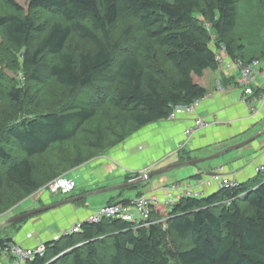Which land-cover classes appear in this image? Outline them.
I'll list each match as a JSON object with an SVG mask.
<instances>
[{
  "label": "trees",
  "instance_id": "obj_1",
  "mask_svg": "<svg viewBox=\"0 0 264 264\" xmlns=\"http://www.w3.org/2000/svg\"><path fill=\"white\" fill-rule=\"evenodd\" d=\"M27 1L30 13L24 15L14 1L3 0L0 34L28 79L42 87L52 85L69 93L87 90L91 95L72 97L37 113L28 109L35 104L29 87L11 81L5 96L17 118L0 128V191H18L20 201L35 198L40 190L43 193V183L53 179L49 174L64 170V165L59 166L63 159L47 169L36 159L73 141L79 132H89L85 127L103 106L123 115L118 114L115 125L121 126V133L112 135L115 141L106 148L110 149L137 130L167 120L173 107L204 97L206 91L198 80L206 71L217 70L215 50L221 44L230 59L264 56V50L250 58L240 56L244 46L234 32L241 0ZM32 12L44 13L45 21L40 23ZM71 37L89 49L68 50ZM4 80L0 70V88ZM127 124L132 127L126 130ZM97 127L96 139L86 147L98 155L106 150V129ZM187 160L180 155L181 162ZM84 161L76 157L66 172ZM43 174L46 178L39 182ZM137 177L126 175L124 180ZM227 198H233L231 205L220 203ZM5 208L0 201V213ZM154 214L158 215L153 211L150 220H158ZM158 217L162 220L158 224L140 228L112 218L83 223L76 233L45 241L44 255L24 264H264V177L240 183L233 190L182 198ZM30 218L1 226L0 233L16 230ZM163 225L185 248L166 247ZM10 243L12 238L0 237V251Z\"/></svg>",
  "mask_w": 264,
  "mask_h": 264
},
{
  "label": "crops",
  "instance_id": "obj_2",
  "mask_svg": "<svg viewBox=\"0 0 264 264\" xmlns=\"http://www.w3.org/2000/svg\"><path fill=\"white\" fill-rule=\"evenodd\" d=\"M233 71L228 69L222 78L226 88L223 93L215 92L217 71L208 70L204 77L198 80L199 85L206 91V98L201 102L194 116L179 115L173 121L163 120L145 126L122 143L102 151L88 162L66 172L65 177L73 179L76 185L72 193L51 196L43 192L35 198H30L37 200L38 204L26 206L21 210L26 209L25 212H29L52 204H65L28 219L16 230L11 229L6 235L12 238L14 243L25 248H33L44 244L45 241L53 240L54 237H59L60 232L61 236L64 235L71 226L82 221L90 212L101 206L123 199L133 200L131 197L135 195L134 198H136L139 193L156 192L162 198L166 187L175 181L171 180L175 179L174 173L169 172L182 166L168 170L157 179L151 178L133 190L120 192L121 189L110 191L109 189L125 184L126 175L142 176L174 164L211 156L259 133L264 128V102L256 109L254 107L257 104V96L249 101L251 107L241 103L243 91L236 85L235 71ZM261 86V81L258 80L256 92H259L258 89ZM195 118L210 123V126L186 141L183 132L193 125ZM257 140L258 138L245 146L244 154H232L216 165L188 171L187 175L195 180L194 186L189 180H181V182L202 194L201 197H205L216 193L218 185L213 180L209 185L200 184V182L216 174L219 167L227 173L234 174L240 183L251 180L257 174L258 167L264 168V139ZM180 155L189 157V160L181 162ZM209 173L213 174L209 175ZM75 178H78V182ZM116 178L119 180H112ZM154 182L162 183L163 186L153 189ZM103 190L106 191L100 192ZM20 205L14 209L19 208ZM169 208L159 203L154 211L162 218ZM7 261L0 256V264H7Z\"/></svg>",
  "mask_w": 264,
  "mask_h": 264
},
{
  "label": "rangeland",
  "instance_id": "obj_3",
  "mask_svg": "<svg viewBox=\"0 0 264 264\" xmlns=\"http://www.w3.org/2000/svg\"><path fill=\"white\" fill-rule=\"evenodd\" d=\"M12 1H14L17 5L21 7L24 15L30 13L28 10L27 0H12ZM262 1L264 0H241L237 4V13H238L237 27L234 32V36L237 40L239 39L238 43L244 46L243 50L240 51L241 52L240 56H242L243 58H250L252 56H257L261 54V52L264 50V11H263L264 3ZM3 7H4L3 0H0V11H4ZM43 14L40 12H32V15L35 18H37V20H39L40 23L45 21L43 20L42 17H46V16H44ZM34 42L35 40L33 39L30 45L31 49L33 47ZM87 49H89V46L86 43H80L79 41H77L75 37H71V39L68 41V50L70 51L87 50ZM15 57L16 55L13 52L12 47L4 41L2 35L0 34V70L5 75L4 84L0 88V128L4 125L9 124L10 122L14 121L17 118V114L14 113L9 99L5 96L6 91L11 86V81L20 84V87L23 88L29 87V91L31 95L30 100L33 101L35 104L31 108L28 107L27 108L37 113L43 110H48L58 107L59 105L69 101V99L72 97L86 98L91 95V93L87 90H79L76 91L75 93H69L67 91L63 92L60 90H55L54 88H52V85L43 86V87L39 84L35 85L32 83L31 80L28 79L27 73L25 69L22 67L21 62L19 61V59L16 60ZM118 114L119 112H117L114 108L110 106H103L102 109L98 112L97 117L93 120V122H91L89 125L85 127V130L88 129L89 132H85V131L79 132L77 137L73 141L64 144L62 147L55 146L52 148L51 152L48 155L43 156L42 159L37 158L36 161L40 162L42 169H47V167L50 164L53 163L55 164L56 162L59 161V159H63L62 162H59V166L64 165L63 166L64 170H62L63 172L61 171L60 173L58 172V175L56 174L53 175L54 173L49 174L50 176L52 175L51 178L53 179H51L45 184L43 183L42 188L43 187L45 188L53 180L61 176H65L66 171L71 168V162L76 157H80L81 160H85L84 162L86 161L88 162V160H90L92 156L94 157V155L97 152L94 149L86 147V143L89 141H94L96 139L95 131L98 129L97 126L101 125L102 127H105L106 137H105V143L103 145L105 149L110 147L112 143L115 141L112 135L115 133L118 134L121 133V129H120L121 126L115 125V123H117L118 121L117 119H120L119 115H121L122 113L119 115ZM121 116L123 117V115ZM126 126H127L125 128L126 130L132 127L129 124H127ZM263 137L264 136H262V138H258L257 141L264 139ZM241 142H238L236 144H239ZM245 152H246L245 147H242L232 152L223 154L218 158L214 159L213 161L203 162L194 166H182L179 168H175L174 170L169 172V173H174L173 175L175 179H171V180H175L173 181V183L181 182V180L182 181L189 180L192 182V185L194 186L195 180L187 175L188 171H193L195 169H205L208 168L209 166H212L213 164L216 165L217 163H220L222 160L227 159L229 155L236 153L244 154ZM79 154L80 156H78ZM206 157H202V158H206ZM86 169L88 168L86 167ZM157 177L159 176H155L153 177V179H157ZM261 177H264V171H262L260 174H255L252 180ZM44 178H46L45 174L42 175V178L38 177L39 182L43 181ZM112 180L118 181L119 179L116 178ZM75 181L78 182V178H75ZM161 186L163 185L162 183L159 182H154V184H152L153 189ZM41 192L42 191L40 190L39 193ZM44 192L46 191L44 190ZM50 195L54 196L52 194ZM134 197L135 195L132 196L131 198L135 199ZM21 198H22L21 194L18 191H12L9 188L0 191V201H2V204L6 206L4 211L0 213V226L5 224L6 221L9 220L10 218L16 215L26 213L25 212L27 211L26 209L21 210L24 207L26 206L30 207L35 203L38 204L37 200H32L30 199V197L25 199L23 198L20 201ZM18 205H20V207L14 209ZM129 210L132 214H136V211L133 207H129ZM154 216H156L158 220H161L158 217V215L154 214ZM163 230L165 232L163 241L166 247H168L171 250L185 248L186 245H183L182 244L183 242L181 240L177 239L175 235L171 233L169 234V232L166 230L165 225H163ZM9 231L10 229H6L4 234H2L1 232L0 237H4ZM60 237H61V232L59 238Z\"/></svg>",
  "mask_w": 264,
  "mask_h": 264
},
{
  "label": "built area",
  "instance_id": "obj_4",
  "mask_svg": "<svg viewBox=\"0 0 264 264\" xmlns=\"http://www.w3.org/2000/svg\"><path fill=\"white\" fill-rule=\"evenodd\" d=\"M206 28L209 29L210 25L205 24ZM226 57V47L221 44L218 49L215 50V60L218 64L217 75L215 80V92L223 93L225 91V86L223 85V76L228 69H233L235 71V83L242 89V97L240 102L251 107L249 101L252 97L257 96V104L254 109L259 104L264 102V56L261 58H255L249 61L242 59H229L225 60ZM258 80L261 81V91L256 92L255 87L258 85ZM206 98V95L200 99L193 101L190 104L177 105L172 108L167 120L173 121L179 115H184L192 117L196 114L197 108L200 106L201 102ZM254 100V99H253ZM258 111V110H257ZM256 111V112H257ZM210 126V123L200 119L195 118L193 125L186 128L183 132L184 138L189 140L197 132ZM184 144L182 145V147ZM263 171V167H258L256 173L260 174ZM217 182L218 191L220 190H233L236 189L240 182L235 178L234 174L227 173L222 167L217 169L216 174L210 178H205L200 182V184L209 185L211 181ZM75 182L71 178L61 176L53 180L49 185L45 187V191L52 195H68L72 193L75 189ZM202 194L197 193L188 184L183 182H175L168 185L165 189L164 195L161 198L156 192H147L131 200L128 204L114 203L110 205H104L98 209L90 212L85 219L75 223L70 227L64 235L71 233H76L80 231L81 225L83 223L93 224L99 223L104 219H120L122 221L131 223L135 228H140L148 226L150 224H158L162 220H150L154 208L159 204L163 203L167 207H171L173 204L177 203L179 200L185 197L201 198ZM233 198H227L223 200V205H231ZM129 207H133L136 214H132ZM29 236V235H28ZM59 237H54L53 240H58ZM45 252L44 244H39L33 248H25L17 243L6 244L0 251V256L6 258L7 264H24L27 261L32 260L35 256L42 257Z\"/></svg>",
  "mask_w": 264,
  "mask_h": 264
},
{
  "label": "water",
  "instance_id": "obj_5",
  "mask_svg": "<svg viewBox=\"0 0 264 264\" xmlns=\"http://www.w3.org/2000/svg\"><path fill=\"white\" fill-rule=\"evenodd\" d=\"M264 135V128L259 132L257 133L256 135H254L253 137H251L250 139H247L239 144H236V145H233L231 147H228L220 152H217L211 156H208L206 158H200V159H195V160H190V161H187V162H183V163H179V164H174V165H171L165 169H162V170H159V171H154V172H151V173H148V174H144L142 176H139L135 179H132L128 182H126L125 184L123 185H120V186H117L115 188H112V189H109L110 190H117V189H122V188H126V187H129L131 185H137V184H141V183H144L148 180H150L151 178L155 177V176H159V175H163L165 174L168 170L172 169V168H175L177 166H194V165H197V164H200V163H203V162H208V161H212L214 160L215 158H217L218 156L224 154V153H227V152H230V151H233V150H237V149H240L242 147H245L247 145H249L250 143H252L253 141H255L257 138H259L260 136ZM213 173H209V175H212ZM106 190H103V191H100V192H105ZM68 202V201H66ZM65 203H57V204H52V205H48V206H44V207H40V208H37V209H34L32 211H29V212H26V213H23V214H20V215H16L12 218H10L9 220L6 221V223L4 225H8V224H13V223H16L20 220H23V219H26V218H29V217H33L37 214H41L43 212H46V211H49L53 208H56L58 206H61Z\"/></svg>",
  "mask_w": 264,
  "mask_h": 264
},
{
  "label": "bare ground",
  "instance_id": "obj_6",
  "mask_svg": "<svg viewBox=\"0 0 264 264\" xmlns=\"http://www.w3.org/2000/svg\"><path fill=\"white\" fill-rule=\"evenodd\" d=\"M226 57H227V56H226ZM226 57H225V60H229V59H230V58H227V59H226Z\"/></svg>",
  "mask_w": 264,
  "mask_h": 264
}]
</instances>
